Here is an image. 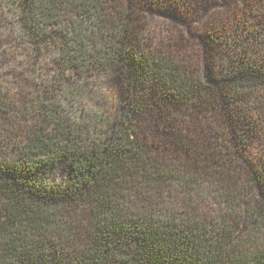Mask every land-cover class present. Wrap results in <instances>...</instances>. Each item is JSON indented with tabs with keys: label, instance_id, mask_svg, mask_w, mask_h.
I'll use <instances>...</instances> for the list:
<instances>
[{
	"label": "trees",
	"instance_id": "1",
	"mask_svg": "<svg viewBox=\"0 0 264 264\" xmlns=\"http://www.w3.org/2000/svg\"><path fill=\"white\" fill-rule=\"evenodd\" d=\"M15 1L27 44L60 37L69 79L1 154L0 264H264V51L230 40L199 70L146 50L136 6ZM74 79H112L115 103Z\"/></svg>",
	"mask_w": 264,
	"mask_h": 264
},
{
	"label": "rangeland",
	"instance_id": "2",
	"mask_svg": "<svg viewBox=\"0 0 264 264\" xmlns=\"http://www.w3.org/2000/svg\"><path fill=\"white\" fill-rule=\"evenodd\" d=\"M133 6L143 34L146 50L163 51L186 59L199 70L218 63L235 41L238 48L264 51V0H118ZM17 1L0 2V160L8 152V137L22 136L32 125L39 126L43 111L40 100L55 95L57 88L69 79L65 66L59 62L60 37L55 36L43 48L34 49L21 36ZM213 38L217 46L211 42ZM211 43V46L208 44ZM220 43V45H219ZM240 46V47H239ZM217 58V59H216ZM201 72V71H200ZM73 89L82 88L93 95L92 105H113L117 85L110 79H98L90 86L83 79H74ZM97 95V96H95ZM81 104L84 98L71 96ZM60 101H51V105ZM84 107L86 105L84 104ZM89 108H87L88 110ZM91 110V109H90ZM25 129V130H24ZM262 150H264V91L262 92ZM197 210L204 216L217 215L215 201L198 200ZM197 202V200H196ZM241 213V212H240ZM238 216L235 217V221ZM231 220V218H229ZM233 222V220H232ZM241 229L242 226L240 227ZM264 229V228H263ZM238 234V231H237Z\"/></svg>",
	"mask_w": 264,
	"mask_h": 264
}]
</instances>
